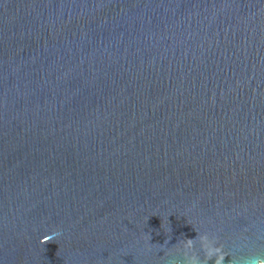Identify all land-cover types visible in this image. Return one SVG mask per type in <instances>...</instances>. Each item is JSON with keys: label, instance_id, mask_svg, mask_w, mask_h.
Here are the masks:
<instances>
[{"label": "water", "instance_id": "water-1", "mask_svg": "<svg viewBox=\"0 0 264 264\" xmlns=\"http://www.w3.org/2000/svg\"><path fill=\"white\" fill-rule=\"evenodd\" d=\"M193 226L264 257V0H0V264H182Z\"/></svg>", "mask_w": 264, "mask_h": 264}, {"label": "clouds", "instance_id": "clouds-1", "mask_svg": "<svg viewBox=\"0 0 264 264\" xmlns=\"http://www.w3.org/2000/svg\"><path fill=\"white\" fill-rule=\"evenodd\" d=\"M194 229L198 233L195 239H181L176 244L175 251L181 255L182 264H208L210 260L214 261V264H222L224 258L230 255L223 244L219 242L215 235L198 231L195 227ZM59 236L60 230L57 229L42 237L40 242L45 244L49 240H56ZM166 243L167 241H165ZM168 264H180V262L170 260ZM231 264H233V260ZM242 264H264V257L258 255L249 256L242 261Z\"/></svg>", "mask_w": 264, "mask_h": 264}]
</instances>
